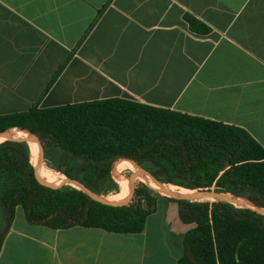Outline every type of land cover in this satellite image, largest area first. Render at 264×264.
Segmentation results:
<instances>
[{
    "label": "crops",
    "instance_id": "obj_1",
    "mask_svg": "<svg viewBox=\"0 0 264 264\" xmlns=\"http://www.w3.org/2000/svg\"><path fill=\"white\" fill-rule=\"evenodd\" d=\"M114 97L264 148V0H0V115ZM192 226L167 194L135 233L31 224L17 206L0 264H177Z\"/></svg>",
    "mask_w": 264,
    "mask_h": 264
},
{
    "label": "trees",
    "instance_id": "obj_2",
    "mask_svg": "<svg viewBox=\"0 0 264 264\" xmlns=\"http://www.w3.org/2000/svg\"><path fill=\"white\" fill-rule=\"evenodd\" d=\"M7 128L32 133L44 148L47 170L80 181L100 197L119 192L114 169L125 160L166 185L211 189L264 207V148L232 124L114 97L1 114L0 131ZM33 175L30 144L0 141V247L17 206L31 224L135 233L164 195L136 180L130 202L107 208L76 186L41 189L54 183L39 174L38 189ZM125 183L129 194L123 201L131 193ZM168 198L177 203L180 220L193 224L177 264H264V214L225 198Z\"/></svg>",
    "mask_w": 264,
    "mask_h": 264
},
{
    "label": "water",
    "instance_id": "obj_3",
    "mask_svg": "<svg viewBox=\"0 0 264 264\" xmlns=\"http://www.w3.org/2000/svg\"><path fill=\"white\" fill-rule=\"evenodd\" d=\"M12 128H7L4 130H1L0 132H9V130H11ZM21 131L27 132L28 134L32 135L33 137V141L35 144H37L40 148H41V158L38 161L37 164L34 165V175H33V180H34V184L35 187L38 188L37 185V177H38V172L44 167L45 164V151L43 146L41 145V143L39 142V140L29 131L22 129V128H18ZM15 139H20L23 141H26L30 144V141L25 139V138H20V137H15ZM139 169H143L145 170L150 177L152 178V180L154 181V183L157 185L158 191L163 192L165 195L167 194L168 196H173V197H185V198H194V199H202L203 195L206 194L207 192L212 191L215 196L214 199L217 198H225L227 201L233 203V204H239L241 206L247 207V208H251L254 210H257L259 212H261L262 214H264V207L256 205L254 203L248 202L246 201H239L237 200L235 197H233L232 195L229 194H221V193H217L214 190L211 189H204V190H193L196 191L195 193H175V194H170L169 192H166V184L163 183L158 177H156L149 169L143 167V166H138ZM137 170L134 172V174L131 176V184H132V188H131V194L130 197L128 198L127 201L125 202H113L107 199H102L100 196L96 195L94 192H92L85 184L81 183L80 181L74 179V178H64L63 180H61L55 187V188H61L67 185H71V186H76L80 189H83L86 193H88L94 200L98 201L100 204H102L103 206L107 207V208H117L120 207L122 205L127 204L128 202H130V200L133 197V193H134V189H135V184H136V175L140 172V170ZM148 185V184H147ZM149 186V185H148ZM151 187V186H150ZM153 188V187H152ZM39 189V188H38Z\"/></svg>",
    "mask_w": 264,
    "mask_h": 264
},
{
    "label": "bare ground",
    "instance_id": "obj_4",
    "mask_svg": "<svg viewBox=\"0 0 264 264\" xmlns=\"http://www.w3.org/2000/svg\"><path fill=\"white\" fill-rule=\"evenodd\" d=\"M15 137H23V138L25 137L27 140L30 141V149H31V152H32V155H33V162L35 161V163H37L38 160L34 158V155H35V153H37V155H38V146H37V144H35L34 142H32L33 141L32 135L28 134L27 132L21 131L19 129H18V132L14 133V134H7L5 132L0 133V141H2L4 139L15 138ZM123 162H126V163H123ZM122 164H126L129 167L133 166L132 168H133L134 172L139 169L138 166L133 165L131 162L124 160V161H120L119 163L116 164L115 169H114L115 175H117L116 174V169L119 168V166L122 165ZM139 170H140V172L136 175L137 177L142 178L143 181H145V183L148 184L149 186H151L153 188H158L157 185L150 179V176L147 175L144 172L143 169H139ZM48 172H50V171H48ZM38 174L42 178L46 179L49 182L55 183L57 181V179H56L57 176L54 177L52 175L51 176L48 175L47 173H45V171L43 170V168L38 172ZM117 179L119 181V177H117ZM120 186L125 189V194L123 196L118 197V198H115L113 200L111 199L112 201L122 202L128 196V194H129V187H128V185L125 182H120ZM165 186H166V188L171 189L173 191H176L175 189H178V190L179 189H184V188H178L177 186H174V185H169V186L165 185ZM185 190L193 191V190H189V189H185ZM180 192H182V191H180Z\"/></svg>",
    "mask_w": 264,
    "mask_h": 264
},
{
    "label": "rangeland",
    "instance_id": "obj_5",
    "mask_svg": "<svg viewBox=\"0 0 264 264\" xmlns=\"http://www.w3.org/2000/svg\"><path fill=\"white\" fill-rule=\"evenodd\" d=\"M16 132H18V128H12L11 130H9V132H5V133H7V134H14V133H16ZM25 138V137H24ZM10 139H13V138H10ZM26 139V138H25ZM34 158L35 159H38V155H37V153H35V155H34ZM38 163V162H37ZM37 163H35V161H34V165L35 164H37ZM45 165V164H44ZM133 166H131V167H129L128 165H126V164H122V165H120L119 166V168H117L116 169V176L117 177H119V181L120 182H128L129 183V185L131 186V188H132V184H131V176L134 174V170H133V168H132ZM44 169H46L45 167H43ZM49 171V170H48ZM48 171H46L45 173H47L48 175H52V176H54V177H56V179H57V181L54 183V184H52L51 186H48L47 188H41V189H44V190H47V189H52L53 187H55L61 180H62V177H59L57 174H53L52 172H48ZM150 179L152 180V178L150 177ZM136 180H141V181H143V179L142 178H140V177H137L136 176ZM153 181V180H152ZM143 182H145V181H143ZM154 182V181H153ZM167 186H169V185H167ZM45 187V186H44ZM176 191H173V190H171V189H168V188H166V192H169L170 194H175V193H195L196 191H188V190H185V189H175ZM180 191H182V192H180ZM125 194V189L123 188V187H120V190H119V192L117 193V194H110V195H108V196H106V197H101L102 199H109L110 201H112L113 199H115V198H118V197H121V196H123ZM131 194V193H130ZM214 196H215V194L212 192V191H210V192H207L206 194H204L203 195V197H202V200H208V201H211V200H213L214 199ZM129 197H130V195H129ZM128 197V198H129ZM128 198L125 200V201H127L128 200ZM112 199V200H111ZM237 200H239V201H245L243 198H241V197H238V198H236ZM125 201H123V202H125ZM113 202H116V201H113Z\"/></svg>",
    "mask_w": 264,
    "mask_h": 264
}]
</instances>
